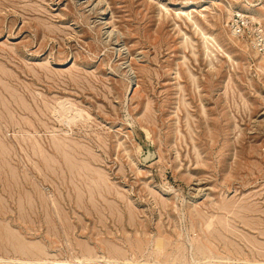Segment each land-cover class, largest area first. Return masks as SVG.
Masks as SVG:
<instances>
[{
  "label": "rangeland",
  "instance_id": "1",
  "mask_svg": "<svg viewBox=\"0 0 264 264\" xmlns=\"http://www.w3.org/2000/svg\"><path fill=\"white\" fill-rule=\"evenodd\" d=\"M62 261L264 264V0H0V264Z\"/></svg>",
  "mask_w": 264,
  "mask_h": 264
},
{
  "label": "bare ground",
  "instance_id": "2",
  "mask_svg": "<svg viewBox=\"0 0 264 264\" xmlns=\"http://www.w3.org/2000/svg\"><path fill=\"white\" fill-rule=\"evenodd\" d=\"M101 2V1H100ZM185 7V6H184ZM103 12H104V10H103ZM107 12V11H106ZM103 14V13H102ZM105 19V18H104ZM106 21V20H105ZM103 22V21H102ZM79 111V110H78ZM76 112V111H75ZM80 113H81V111H79ZM78 112H76V114H77ZM73 114V113H72ZM76 114H74V116L76 115ZM80 116H81V114H80ZM80 116H79V118H80ZM71 117V116H70ZM76 119H78V118H76ZM72 120V119H71ZM70 120V121H71ZM75 120V119H74ZM68 121V120H67ZM78 121V120H77ZM69 125V124H68ZM147 132H148V130H147ZM149 134V133H148ZM162 241H163V239H162ZM161 243V242H160ZM158 244V243H157ZM159 245H161V244H159ZM115 249V251H117L116 249L117 248H114ZM99 257V256H98ZM88 257H86V259H87ZM85 259V260H86ZM100 258H98V260H99ZM92 260H93V258H92ZM102 260V259H101ZM100 260V261H101ZM87 261H88V259H87ZM94 261V260H93ZM84 262V261H83ZM42 263H44V261H42ZM46 263V262H45ZM56 264H69L68 262H64V261H62V262H57ZM86 264H90V262H88V263H86ZM102 264V263H101Z\"/></svg>",
  "mask_w": 264,
  "mask_h": 264
},
{
  "label": "built area",
  "instance_id": "3",
  "mask_svg": "<svg viewBox=\"0 0 264 264\" xmlns=\"http://www.w3.org/2000/svg\"><path fill=\"white\" fill-rule=\"evenodd\" d=\"M242 19V21L244 20L243 17H240Z\"/></svg>",
  "mask_w": 264,
  "mask_h": 264
}]
</instances>
